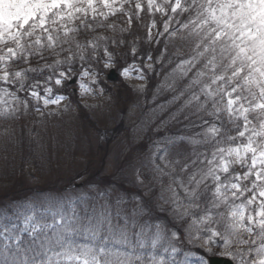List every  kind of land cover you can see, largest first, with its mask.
<instances>
[{
    "label": "snow or ice",
    "instance_id": "6c2138e0",
    "mask_svg": "<svg viewBox=\"0 0 264 264\" xmlns=\"http://www.w3.org/2000/svg\"><path fill=\"white\" fill-rule=\"evenodd\" d=\"M145 12L161 17L144 41L156 47L134 43L120 75L135 73L140 92L158 78L160 113L135 183L168 205V219L142 194L114 197L87 182L75 194L9 201L0 205V264H209L213 247L231 264H264V0H0V119L66 113L53 85L72 79L77 60L97 86L80 83L81 93L104 96L93 64L111 69L109 47L124 41L101 30L124 15L120 32H130ZM45 51L52 63L32 67ZM45 69L42 80L32 75Z\"/></svg>",
    "mask_w": 264,
    "mask_h": 264
},
{
    "label": "rangeland",
    "instance_id": "374dc122",
    "mask_svg": "<svg viewBox=\"0 0 264 264\" xmlns=\"http://www.w3.org/2000/svg\"><path fill=\"white\" fill-rule=\"evenodd\" d=\"M157 26H160L159 22H157ZM141 30L143 33L138 32V36L133 42L139 51L145 52L142 51V48L146 46L148 50L150 47H156L144 42L147 25L143 26ZM120 50L111 51L116 61L111 69L105 68L103 61L93 64L99 73L100 86L105 89L104 96L81 93L80 83L88 84L94 92L97 90V86L92 85L88 77H80L81 62L77 60L72 65V79L65 81L63 86L53 85L54 93L65 95L68 98L61 102V107L65 104L69 105V110L66 113L48 116L46 119L37 113L34 120L32 111L29 109L28 114L19 121L0 119V205L4 204V193L17 192L14 189L19 190L21 187L22 190L17 192L18 195L24 192L30 194L21 197L20 200L27 197H42L44 183L48 182L49 184L58 175L69 178L74 173L81 171L90 161L94 162L99 159L96 167L89 173L106 167L104 174L113 173V180L120 181L118 176L123 175L135 182L138 165L147 155L148 139L151 136V132L148 131L150 123L160 113L153 100V91L158 83V78L153 77L146 81L147 92L138 91L135 86L141 81L135 79V73L127 79L120 75V69L131 64L134 59L133 56L131 59L124 56ZM53 59L43 61L40 67L44 63H52ZM30 63L32 67H37L33 60ZM83 66L87 67L88 64L85 63ZM20 67H24V65L21 64ZM66 69L67 65L61 66V70ZM45 71L46 75H32L36 79L42 80L49 74L47 69ZM113 71L117 75L116 79H108V75ZM76 101H79L86 109L96 129H92L91 126H88V122H84L80 108L75 105ZM54 108L55 106H49L48 110H54ZM5 128L9 129L10 136L3 134ZM33 128L39 132L38 138H34L31 134L30 130ZM24 130H26V139L21 137ZM105 134L107 140H110L109 144H106ZM101 144H106L103 146L107 160L103 158L106 162L103 167H100L103 155L101 158L99 156L104 152ZM138 145H143L145 149L140 150L139 155L134 156L135 159L133 158L130 163L129 158ZM22 156L27 157L24 172L19 171L20 164L24 163ZM34 158L41 159L37 162V167L32 162ZM52 163L54 167H52ZM21 178H25V186L20 184ZM85 180L86 175L78 178L76 182ZM99 187L108 189L114 197L123 195L122 187L118 184L112 183L109 186ZM141 188L149 201L155 206H164L168 211V205L161 201L152 189L147 185ZM55 193L58 191L50 190L48 195ZM73 194L75 193L73 192ZM215 250L221 253V249L213 247L210 254Z\"/></svg>",
    "mask_w": 264,
    "mask_h": 264
},
{
    "label": "trees",
    "instance_id": "16d2710c",
    "mask_svg": "<svg viewBox=\"0 0 264 264\" xmlns=\"http://www.w3.org/2000/svg\"><path fill=\"white\" fill-rule=\"evenodd\" d=\"M142 15V18L140 20H137L135 18H133V21H132V25L130 27V32H120V28L123 27V28H129V25H128V22H127V18L126 16L124 15H119L117 17H112L109 19L108 23H114L116 25V29L111 31V30H108V29H102V33L107 35V36H110V37H115V39L117 40H123L124 43L123 44H118L117 46H111L109 47L110 50L114 51L115 49H121V53L128 57L129 59H131L132 55H131V48L133 46V42H134V39H136V37L138 36V32L140 33H143V31L141 30L143 26L145 25H148L150 23V21L155 18L157 20V22H160L161 20V17L159 15L155 16V17H152V16H149L147 14V12L141 14ZM89 37L92 35V34H88ZM81 41L84 40L85 38V34L82 33L79 37H78ZM179 43V42H178ZM148 50V47H144L142 48V51H147ZM158 54V53H157ZM63 55V54H62ZM44 56L47 57L46 60H52L54 57L52 56H49V52L48 51H45L44 52ZM38 59V58H37ZM36 58L32 59L36 64L37 67H40V65H42L41 63L43 61H46V60H40L38 59L37 61ZM42 74L46 75L47 72L44 71ZM41 75V74H39ZM75 105H77L79 108H80V113L82 114V117L84 119V122H88V126H91L92 129H96L94 123L92 122V120L90 119L89 115H88V112L86 111V109H84L83 105L79 102V101H76L75 102ZM25 133H26V130H24L22 132V135L21 137L22 138H25ZM106 136V144H109V141L110 140H107V135L105 134ZM112 138V137H111ZM111 138H108V139H111ZM106 144H101L102 146V149L104 150V146L103 145H106ZM110 146V145H109ZM145 149V147L143 145H138L134 151H133V154H131L130 158H129V161L131 163L132 159L134 158V156L136 157L137 155H139V151L140 150H143ZM103 155V156H102ZM106 155V152L104 150L103 154L99 155L100 158H101V161H100V167H103L106 163L104 161L107 160L105 157ZM104 158V159H103ZM135 159V158H134ZM26 160H27V157L25 156H22V162L24 163H21L20 164V167H19V171H22L24 172L25 171V165H26ZM41 160L40 158L37 159V158H34L32 160L33 163H35L36 167H37V162ZM100 160V159H99ZM99 160H96V161H90L89 163H87L84 168L79 171V172H76L74 173L72 176H70L69 178H63L62 176L58 175L56 178H53L52 182H50L48 184V182L44 183V187L42 189L46 190V191H58V192H63L65 189H67L66 187H70L71 185L74 184V181L80 177H83L86 175V181L88 184H92V185H98V186H109L110 184H118L120 187H122V191L121 193L123 192L124 193H127V195L129 197H136L137 194H142L145 201L148 202V204L152 207V212H153V216L157 219H160V220H167L168 219V216H169V213L168 211L165 210L164 206H155L154 203H152L151 201H149V199L145 196L144 194V190L138 186L132 179H129V178H126L125 176L123 175H119L118 178L120 181H115L113 180V173H110V175H105L104 174V171H105V168H101V169H98V171L96 172H93V173H89L90 170H93V168L96 167V165L98 164ZM52 167H54V164L52 163ZM21 177V176H20ZM76 178V179H74ZM20 180L24 181V182H20V184L22 186H25L26 184V180L25 178H21ZM84 182V184H85ZM65 185H64V184ZM16 190L17 192L21 191L22 190V187L17 190V189H14ZM17 192H7V193H4V204L7 203V201H19L21 199V197H25L26 195L30 194L29 192H24L23 194L21 195H18ZM12 195V196H10ZM214 252H219L218 250H215Z\"/></svg>",
    "mask_w": 264,
    "mask_h": 264
},
{
    "label": "water",
    "instance_id": "95a60500",
    "mask_svg": "<svg viewBox=\"0 0 264 264\" xmlns=\"http://www.w3.org/2000/svg\"><path fill=\"white\" fill-rule=\"evenodd\" d=\"M116 77L117 75L115 74L114 71L109 74V78L111 80L116 79ZM209 264H231V261L227 257H223V256H210Z\"/></svg>",
    "mask_w": 264,
    "mask_h": 264
}]
</instances>
